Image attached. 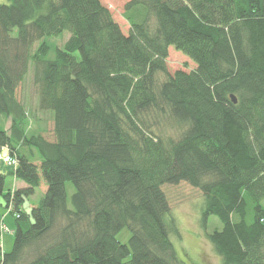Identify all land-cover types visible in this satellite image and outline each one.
<instances>
[{"label": "trees", "instance_id": "16d2710c", "mask_svg": "<svg viewBox=\"0 0 264 264\" xmlns=\"http://www.w3.org/2000/svg\"><path fill=\"white\" fill-rule=\"evenodd\" d=\"M123 19L127 34L100 0L0 3V153L16 161L0 264H181L163 186L182 182L222 225L205 234L219 264H264V0H127ZM169 47L195 67L170 74ZM30 67L51 141L16 98Z\"/></svg>", "mask_w": 264, "mask_h": 264}, {"label": "rangeland", "instance_id": "374dc122", "mask_svg": "<svg viewBox=\"0 0 264 264\" xmlns=\"http://www.w3.org/2000/svg\"><path fill=\"white\" fill-rule=\"evenodd\" d=\"M106 6L114 20L118 23L121 31L127 34L129 25L123 19V6L127 0H100ZM6 0H0V3H5ZM69 37L68 32H63L61 36L49 38L51 50L48 55L49 58L53 57L54 48L61 47ZM37 44H35L36 47ZM167 70L170 74L176 70H183L189 72L195 67V64L181 52L176 51L173 47L168 48V57L166 59ZM38 89L32 82L31 67L28 70L24 80L19 84L16 89V98L25 106L28 113L27 132L41 133L47 140H53V117L49 111H41L37 107ZM8 123L6 124V128ZM163 131L167 134L173 135L174 128L168 125L162 126ZM0 170H11L10 167L5 166L0 162ZM17 181L13 178L12 183L9 176L5 179L4 191L12 188H17ZM69 195L73 189L68 184ZM45 185H41L35 190L33 196L25 199L22 206L23 211H29L30 208L36 206L43 196ZM163 191L167 196L169 202V219H172L178 234L171 235V241L176 249L177 255L181 260V264H219L220 259L212 249L211 244L207 240L205 234H209L216 229H221L222 225L217 217L209 216L205 225H202V208L203 198L201 192L188 185L187 183H179L178 185H165ZM264 202V201H263ZM3 198L0 196V214L10 208V211L4 214L9 216L13 211V207L7 202L3 208ZM17 214V213H16ZM5 218V217H4ZM12 222V223H11ZM4 225L6 224L3 221ZM12 224L14 227V219L9 217L5 228L8 232H4L1 236L0 246L4 252H9L13 246V231L8 226ZM130 237L128 229H123L117 235V240L122 244H127Z\"/></svg>", "mask_w": 264, "mask_h": 264}, {"label": "built area", "instance_id": "2783aa9c", "mask_svg": "<svg viewBox=\"0 0 264 264\" xmlns=\"http://www.w3.org/2000/svg\"><path fill=\"white\" fill-rule=\"evenodd\" d=\"M0 162L4 164L5 166L10 167V169H14L16 167V161L13 157H11L8 154H2L0 153ZM11 205V204H10ZM10 211V208L6 210V213ZM6 214H4L5 216ZM4 232H8L7 229L5 228V225L3 223L0 224V241H1V236Z\"/></svg>", "mask_w": 264, "mask_h": 264}, {"label": "crops", "instance_id": "0c3cea01", "mask_svg": "<svg viewBox=\"0 0 264 264\" xmlns=\"http://www.w3.org/2000/svg\"><path fill=\"white\" fill-rule=\"evenodd\" d=\"M0 172H3L2 170H0ZM5 172V171H4ZM10 179H11V183H12V178L10 177ZM15 182H17V188H23V187H25L26 185L22 182V181H19V180H17V181H15ZM2 208H3V205H2ZM4 212V211H3ZM3 212H2V214H3ZM3 217H5L4 219H3V221H5V223L7 224V219L10 217V216H3ZM12 223V222H11ZM10 223V225H8L10 228H11V230L13 231V228L14 227H12V224ZM4 224V223H3ZM5 224V225H6Z\"/></svg>", "mask_w": 264, "mask_h": 264}, {"label": "water", "instance_id": "95a60500", "mask_svg": "<svg viewBox=\"0 0 264 264\" xmlns=\"http://www.w3.org/2000/svg\"><path fill=\"white\" fill-rule=\"evenodd\" d=\"M230 97H231L232 102L236 103V99H235L234 95H230Z\"/></svg>", "mask_w": 264, "mask_h": 264}]
</instances>
